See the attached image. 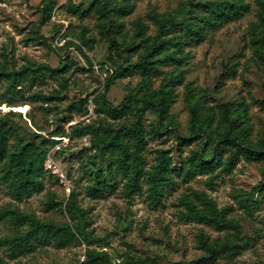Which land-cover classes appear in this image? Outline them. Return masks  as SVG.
Returning <instances> with one entry per match:
<instances>
[{"label": "rangeland", "instance_id": "374dc122", "mask_svg": "<svg viewBox=\"0 0 264 264\" xmlns=\"http://www.w3.org/2000/svg\"><path fill=\"white\" fill-rule=\"evenodd\" d=\"M43 1L0 0V70L20 69L28 63L55 70L36 74L15 92H8L7 79L0 78V129L5 125L10 130L6 134L8 149L32 144L41 151L21 173L15 168L8 171L7 160L0 163V211L10 210L0 220V239L9 240L0 245L3 264H81L85 260L84 241L63 248L41 241L33 248L28 246L30 234L41 221L75 223L65 210L72 193L98 238L91 247L106 251L113 264H129L131 257L155 259L156 264H193L205 253L200 234L212 241L234 237V231L187 220L180 200L192 191L205 192L240 225L236 241L241 252L233 258L221 257L215 264H264V202L260 200L258 206L245 202L257 185L264 184V161L240 154L230 173L218 167L186 178L182 171L192 152L202 149L204 142L199 136L189 137L187 86L202 91L201 104L216 112L217 105L224 102L248 104V139L254 145L264 141V72L249 32L257 21L255 0H245L250 4L248 12L232 14L220 26L205 30L202 37L183 46L186 63L178 70L184 78L175 86L167 117L162 120L160 114L146 108L141 124L130 115L116 118L104 103L112 61L121 59L111 49L112 36L103 32L94 0H51L54 8L44 23ZM199 1L132 0L133 11L123 17L124 33L131 38L135 22L140 20L146 25V35L152 37L157 28L150 13L155 11L166 16L170 34H181V23L190 11L205 12V8L193 6ZM83 35L91 39L88 46L81 42ZM141 49L124 55L134 61ZM173 67L172 63L160 65L151 89H158ZM140 81L138 73L114 79L106 99L113 106L119 105L135 92ZM160 122L162 130L154 133ZM140 129L145 140V169L156 163L161 150H167L172 161L174 182L164 189L158 204L150 201L145 181L140 193L126 198V177L115 169L110 177L108 164L95 147L101 136L128 132L140 137ZM3 140L0 130V157ZM235 151L233 147L226 149L223 163ZM98 171L110 187L95 184ZM34 181L39 183L37 188L22 190ZM92 185L98 190H91Z\"/></svg>", "mask_w": 264, "mask_h": 264}, {"label": "trees", "instance_id": "16d2710c", "mask_svg": "<svg viewBox=\"0 0 264 264\" xmlns=\"http://www.w3.org/2000/svg\"><path fill=\"white\" fill-rule=\"evenodd\" d=\"M96 13L98 14L103 32L107 37L112 36L111 49L119 56L121 61L113 60V70L107 78L104 86V103L107 109L115 117L130 115L141 124L143 112L146 108H151L160 114L164 120L169 113L170 106L175 95V86L182 83L184 74L178 70L179 66L186 63V57L181 54L184 45L191 39H198L204 35L205 30L215 29L224 21L232 17V14L240 15L250 10V4L245 0H202L193 6L205 8L204 13L190 11L189 18L181 23V34H170V29L165 24L166 16L155 11L150 13V19L154 22L157 30L150 37L146 35V25L142 21L135 22V31L131 38H127L124 33L123 17L129 15L134 8L132 0H94ZM257 10V21L250 27V42L254 53L264 72V0H255ZM54 2L43 1L40 5L43 23L52 14ZM121 36L120 40H116ZM91 39L81 37L83 45L88 46ZM141 47L138 58L130 61L126 52H136ZM77 49L86 57L81 47ZM87 58V57H86ZM165 63H172L174 69L169 71L163 78L158 89L153 90V78L159 72V66ZM44 70L55 71L46 65L28 63L20 69H8L3 67L0 70V78L7 79L8 92L17 91L24 81L34 78ZM138 73L141 81L135 88V92L129 94L123 101L113 106L107 99L114 79ZM204 93L196 92L190 86L186 88V101L190 110V133L189 137L199 136L204 140L203 148L192 152L188 165L182 168L184 176L190 178L196 174H206L213 172L216 168L230 173L234 168L240 154H244L248 159L264 161V141L260 140L257 145L249 141L248 135L250 127L248 122L249 106L245 102H224L215 108H206L201 104ZM84 103V101H83ZM214 123L216 125L214 126ZM163 124L155 125L153 132L162 130ZM3 132V153L0 163L7 160L8 171L15 168L21 173L22 168L34 155L41 154L37 146L32 144L18 145L16 149L9 150L6 142V134L9 128L5 125L0 129ZM139 136L134 133L117 132L99 137L95 147L102 158L107 162L109 176L112 177L113 170L123 174L126 181L124 195L131 199L135 194L142 191L143 181L147 185V192L150 201L158 204L163 196L164 189L170 187L174 182L172 161L167 150H161L149 170L145 169L144 156L142 154L145 140L141 129ZM178 139H184L179 137ZM188 139V138H186ZM205 147V148H204ZM233 147L236 149L223 163V152ZM264 176V169H263ZM95 184L108 188L105 177L98 171ZM39 183L34 181L27 183L22 190L30 192L37 188ZM91 190L97 191L95 185ZM258 192V197L254 194ZM264 202V184L257 185L251 194L247 196L245 202L248 205L258 206L259 202ZM186 211L184 217L187 220L202 222L213 226L217 230H233L234 237L226 239L209 237L200 234L199 241L205 253L194 259L193 264H215L219 258H233L242 250V246L236 241L240 232L239 223L227 216V209L218 208L215 200L203 191H192L180 200ZM67 214L75 221L73 224H59L53 221H41L30 234L28 246L33 248L35 242L41 241L46 244L52 242L59 248L66 247L76 241H84L87 244L85 260L81 264H113L106 251H100L91 247L98 241L89 229V221L84 210L79 208L77 199L72 193L68 203L65 205ZM9 211H0L2 220ZM8 239H0V245L8 243ZM0 264L3 260L0 258ZM129 264H156L155 259L131 257Z\"/></svg>", "mask_w": 264, "mask_h": 264}]
</instances>
